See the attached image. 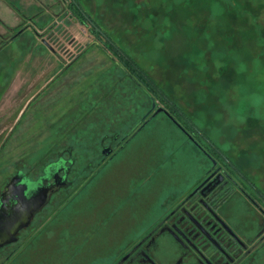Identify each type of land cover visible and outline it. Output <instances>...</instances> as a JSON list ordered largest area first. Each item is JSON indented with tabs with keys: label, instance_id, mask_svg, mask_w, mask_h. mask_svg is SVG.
<instances>
[{
	"label": "rangeland",
	"instance_id": "374dc122",
	"mask_svg": "<svg viewBox=\"0 0 264 264\" xmlns=\"http://www.w3.org/2000/svg\"><path fill=\"white\" fill-rule=\"evenodd\" d=\"M2 1L0 17L14 23ZM70 1L12 0L20 24L31 27L11 26L8 42L0 41V193L19 168L37 177L68 147L73 172L87 168L105 140L145 121L154 98L164 108V96L183 115L178 124L166 112L146 120L75 196L57 195L39 215L52 212L40 233L9 247L13 254H1L0 264H115L163 201L210 168L188 133L231 155L264 188V0H74L154 82V95L123 72L111 43L69 17ZM54 13L52 52L51 30L46 38L41 29ZM78 57L62 79L76 76L26 106L24 79L47 78L55 64Z\"/></svg>",
	"mask_w": 264,
	"mask_h": 264
},
{
	"label": "flooded vegetation",
	"instance_id": "af4514ba",
	"mask_svg": "<svg viewBox=\"0 0 264 264\" xmlns=\"http://www.w3.org/2000/svg\"><path fill=\"white\" fill-rule=\"evenodd\" d=\"M5 1L21 16L23 15L12 4V0ZM67 14L69 17H77L75 12L70 9L67 10ZM58 15V13H54V20L50 28H48V24L41 29V33H44L43 36L47 33L46 38L51 30L50 36L45 41L49 44L47 49L52 52L55 49L51 43V36L59 29L57 26ZM28 21L30 22V19ZM0 25L4 32H0L2 43L8 42V38L5 37L6 30L12 31L13 28L20 27L23 31L31 27L26 23L11 28L1 19ZM86 25L89 26V24ZM101 36L97 35L99 39ZM100 48L108 50L104 46H100ZM83 53L80 54V57ZM78 59L79 57L67 62H58L53 69L54 73L47 78L42 79L43 77L40 75L38 79H36L37 77L24 79L21 87L24 90L21 92H23V97H30L26 106L32 105L43 92L57 81L58 83L65 80L69 82L73 76H76L71 74L69 80L62 79V77H68V71L72 69ZM43 81H45L44 84H42ZM146 120L148 117L140 125L142 126ZM140 125L128 136L113 135L109 141L105 140L97 161L89 163L87 168L80 169L76 173L73 172L76 161L72 147L66 148L67 156L62 152L57 159L47 163L37 177H33L28 171L19 168L0 193V200L6 192L7 185L19 172H23L31 181L35 182L45 176L44 171L50 165L52 166L49 178L42 182V191L46 186L57 185L59 188L52 192L47 204L31 217L29 224L18 231L17 242L5 245L0 249V256L6 253L13 254L14 251H9L8 248L15 244H19L20 248L30 244L51 217L52 212L44 219H40L39 215L51 205L53 199L67 189L70 191L65 193L62 202H67L75 196L109 160L115 157L141 127ZM188 136H191L192 138H190L208 156L211 162L210 168L195 179L185 191L175 192L163 201L160 213L152 218L139 237L122 253L115 264H263L264 188L262 184H259L249 171L244 170L231 155L225 154L217 146L212 148L210 145L211 148L208 150L200 146L195 136L191 134ZM105 149H110L111 154L104 155ZM60 178L65 179L61 180Z\"/></svg>",
	"mask_w": 264,
	"mask_h": 264
},
{
	"label": "water",
	"instance_id": "95a60500",
	"mask_svg": "<svg viewBox=\"0 0 264 264\" xmlns=\"http://www.w3.org/2000/svg\"><path fill=\"white\" fill-rule=\"evenodd\" d=\"M160 112H166L172 117L165 108L158 107L154 100L147 121ZM172 119L174 120L173 117ZM111 152L110 149H105L103 154L108 156ZM51 166L45 169V176L38 181H31L27 175L19 172L7 185L6 192L0 200V249L17 242L18 231L29 224L31 217L47 204L49 196L59 188L57 185L46 186L42 191V182L49 178Z\"/></svg>",
	"mask_w": 264,
	"mask_h": 264
},
{
	"label": "trees",
	"instance_id": "16d2710c",
	"mask_svg": "<svg viewBox=\"0 0 264 264\" xmlns=\"http://www.w3.org/2000/svg\"><path fill=\"white\" fill-rule=\"evenodd\" d=\"M73 4H74V6H76L75 14L77 15V17H78L79 21L81 22V24H83V25H85V24L91 25L93 27V31H94V33L96 35H98V36L102 35L106 39V41L108 43L112 44L111 45V49H113L114 53L118 56V58H119L118 60L121 62V66L123 67V72L125 74L129 75V76L134 77L139 83H141L143 86H145L146 90L149 93H152L154 95L156 93V91H157L156 88H155L154 82L144 73V71L137 64H135L131 60V58H129L115 44H113L111 42V40L107 36V34H105L104 32H102L99 29L97 24L94 21H92L91 18L83 12L81 7H79L78 4L74 0H73ZM108 50L110 51V49H108ZM162 96H163V94H162ZM163 99H164L163 100L164 103L167 104L164 108L170 113V115L174 118V120L177 121L176 116L183 115V113L178 109V107H176L172 102H170L164 96H163ZM154 100L157 101V99H155V98H154ZM193 129H194V131L197 134L201 133V131L198 130L195 127V125H194ZM188 135H189V133H188ZM210 145L212 146V148L215 147L213 142H211Z\"/></svg>",
	"mask_w": 264,
	"mask_h": 264
},
{
	"label": "crops",
	"instance_id": "0c3cea01",
	"mask_svg": "<svg viewBox=\"0 0 264 264\" xmlns=\"http://www.w3.org/2000/svg\"><path fill=\"white\" fill-rule=\"evenodd\" d=\"M5 5H7V8L9 9L10 12H12L15 16V20H14V23H10V22H7L5 21L2 17H0V19L6 24V25H9V26H17L20 24L21 22V15L11 6L9 5L6 1H2ZM18 21V22H17Z\"/></svg>",
	"mask_w": 264,
	"mask_h": 264
}]
</instances>
